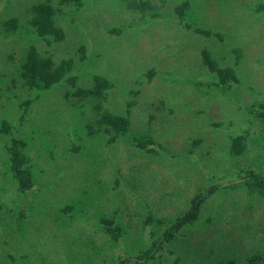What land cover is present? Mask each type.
<instances>
[{
  "label": "rangeland",
  "instance_id": "374dc122",
  "mask_svg": "<svg viewBox=\"0 0 264 264\" xmlns=\"http://www.w3.org/2000/svg\"><path fill=\"white\" fill-rule=\"evenodd\" d=\"M24 1L30 4L36 0ZM167 1L163 13L173 15L174 2ZM241 1L236 0L231 10L234 0L225 4L216 0H190L191 5L201 6L199 14L191 12L186 16L189 30L175 20L161 16L154 21L142 22L139 30L132 34L129 23L135 18L139 21V12L127 9L115 0H94L96 12L78 10L81 15L78 18L84 19L86 27L76 23L75 32L71 34L61 19L60 24L68 33L66 41L63 45L59 42L57 47L53 44L45 54L51 51L52 57L60 60L66 49L75 46L79 49L82 45L85 57L75 60V73L79 79L74 84L68 81L71 86L67 90L72 91L81 84H93L92 76L98 72L111 79L121 91L128 88L126 97L112 88L104 106L110 112L128 117L129 132H120L111 140L106 134L100 138L98 118L92 105L85 104L88 108H83L84 114L77 118L80 114L77 104L74 108L62 100L65 86L34 99L29 112L32 125L27 123V126L24 122L18 126L20 129L15 128L17 132L7 135H1L0 131V144L14 145L8 137L23 139L32 160L38 156L33 163L37 183L29 190L32 195H28L20 192L14 181L9 183L5 178L0 149V198L6 205L20 204L26 213H30L27 225L31 231L25 233H35L34 227L45 233V241H41L44 244L36 243L37 247L31 248L33 236L26 234L22 241L28 243L26 245L20 240L23 234L12 238L13 233L10 235L9 232L3 236L4 241L0 240V258L14 254L18 249L21 255L31 251L29 264H50L53 260L55 264H63L65 260L69 261L65 255L67 249L68 254L77 256L76 262L86 258L82 264H111L109 258L119 250L115 248L118 243L114 247L109 245V235L99 228L96 218L103 213L111 217L110 210L117 206L133 244L140 232L145 231L141 228L144 217H149V221L154 219L150 225L159 227L154 223L156 218L172 219L180 210L188 208L189 200L196 193L205 196L201 216L194 223L184 225L180 235L177 232L179 238L170 243L173 256L184 259L181 264H213L219 260L223 263L231 257L234 264H246L248 254L264 251V195L251 194L245 188L227 192L219 189L213 194L206 192L211 184L236 178L256 162L264 165V143L253 136L258 121H252L250 111L247 112L253 102L264 98L263 92H254L264 90V12L258 8L256 15L248 14L243 11ZM246 1L264 4V0ZM217 2L228 12H224ZM151 3L159 5V0H151ZM234 17H243L247 23L240 26L241 21L233 22ZM233 24L237 26L231 27ZM119 27H122L119 32L111 30ZM196 27L208 29L209 34L193 30ZM1 41L0 46L6 51L13 48L8 41ZM233 47L241 49L239 62H235L237 53L232 51ZM203 48L219 66L234 68L240 78V90L235 86L226 90L227 85L210 84L211 75L215 73L211 74L202 64L200 52ZM97 51L101 58L96 56ZM95 56L98 58L94 59ZM0 58L5 59V56ZM14 59L18 58L14 56ZM150 68L156 72L152 78L146 74ZM7 84L10 89L3 86L4 91L13 96L17 90ZM54 101L58 107L51 113L57 115L60 112L58 117L62 123L58 129L71 141L66 148L52 147L58 156L54 153L49 156L53 160L49 161L42 149L48 143L40 137L48 132L41 117L50 116L48 105ZM100 114L97 115L99 118ZM14 116L18 118V115ZM77 119H81L82 128L92 129L91 137L83 135L86 131L76 125ZM49 129L55 131L53 125ZM243 132L248 135L246 152L231 154V136ZM131 135L146 139V146L139 147ZM59 139L55 136L53 142ZM257 140H260L259 144ZM71 143H79L77 150L72 149ZM58 163L60 165L55 167ZM49 182L50 187L44 188ZM85 190L97 192L93 198H101L104 207L94 206L89 215L77 214L72 222L68 221L65 227H81L78 228L80 237L78 245L64 244L61 231L53 225L60 226L58 218L64 216L62 212L68 213L67 204H75L77 196L84 195ZM28 203L34 210L27 212V206L23 204ZM208 215H214V218L207 219ZM162 226L160 232L164 229ZM96 245L101 246L99 254L86 256L91 246ZM41 259L43 261H39ZM5 260L8 259L1 258L0 264H11Z\"/></svg>",
  "mask_w": 264,
  "mask_h": 264
},
{
  "label": "trees",
  "instance_id": "16d2710c",
  "mask_svg": "<svg viewBox=\"0 0 264 264\" xmlns=\"http://www.w3.org/2000/svg\"><path fill=\"white\" fill-rule=\"evenodd\" d=\"M15 1L16 0H0V44L3 43L1 40H6L10 43V46L13 47L6 51L2 48V46H0V57L3 55L5 56V59L0 58L1 135L17 132L16 129H20L18 126L22 125L24 122L27 126L28 124L32 125L31 120H29V118H31L29 117V112L32 110L30 106L32 105L34 99L49 95L50 91L56 90L59 86L66 87V91L62 95V100L64 99V101L70 106L74 105V108L76 107V104L79 107L78 110L80 111V114L77 115V118L82 117L84 114L83 108H85V110L88 108L85 104L89 106L92 105L96 117L98 118L96 119V124L100 131V138L106 134L109 135L111 140L115 139L120 132L125 133V131H127L126 133H128V117L110 112L104 106V103L112 94V88L119 90L124 97L129 94L128 88L125 92L121 91L117 88L119 86L116 87L111 79L107 78L101 72H98L92 76L93 84L87 85L83 83L84 85H78V87L72 91L67 90L71 86L69 82L74 84V82L79 79L77 73H75V60L85 57L83 46L81 45L79 49L76 46L72 49L69 48V50L66 49L64 51L65 53L62 55L63 58L61 57L60 60L54 59L51 51H49L48 54H45L48 51V48H53V44H56L55 46L57 47L59 42H61V45H63L66 41L68 33L71 34L75 32L76 23L81 27H86L84 19L78 18V16L81 17L79 11L81 9H85L90 12L98 11L96 3H93L94 0H36L30 4L26 1L23 2V0H17V3H15ZM18 1H21L22 4L18 5ZM104 1L106 0H103V2ZM115 1L127 9L139 12V21L135 20V18L130 20L131 23H129V25L132 26V34H135V31L139 30V27L143 25L142 22L154 21L161 16L171 18V20H175L179 26L185 27L186 30H189V22L186 19V16H188L191 12L195 13V15L199 14V8L201 6L191 5L190 0H170L171 3L174 2L172 15L171 13H163V6L166 3H169L167 0H159V5L151 3V0ZM216 1L225 4L229 0ZM218 2V6L222 8L224 12H228V9L223 8ZM252 3L253 2L251 1L243 0L240 4L243 6V11L246 10L248 14L250 13L256 15L259 10L264 12V4L259 5L257 3ZM235 4L236 0H234L233 5L231 6V10ZM159 6H161V11ZM61 19H64L67 27L66 31L68 33L60 24ZM78 19H80V21H78ZM235 20L241 21L239 22L240 26L247 23L243 17H234L233 22ZM236 26L237 25L234 24L231 25L233 28ZM121 29L122 27L116 28V30H111L119 32ZM193 30L209 34V30H206V28L202 29L200 27H196ZM232 51L237 53L235 62H239L241 49L239 47H233ZM200 53L202 57V64L209 69L211 74L215 73L214 75H211L213 80L211 79L210 82L212 83L210 84H218L222 86L227 85L228 87L226 90H231L235 86L238 90H240V78L232 66H219L217 61L210 57V54L205 50V48H203ZM99 55L100 51H97L96 56ZM14 56L18 59H14ZM96 56L94 59L98 58ZM99 57L101 58L102 56ZM85 74L90 75L88 72H85ZM146 74L149 78H152L156 72L150 68L147 70ZM7 83L17 90L13 92V96L4 91L3 86H7L8 89H10ZM127 85L129 86V83ZM254 92H256V94L263 92L264 94V90H255ZM24 93L27 94L24 96ZM71 101H75V103ZM48 106L50 116L41 117V123L44 122L48 133H46L47 135L44 134L40 137L45 139L46 143H48L42 148L45 151L44 156L46 155L47 157L53 156L54 153L56 154L53 148H58L57 146H60V148L64 146L66 148V144L71 141L67 135L60 134L58 129L62 123V120L58 117L60 112H58L57 115H52L51 113L53 108L58 107L57 102L54 101ZM249 111V115H252L251 120L258 121L257 130L254 131L256 129L255 127L253 130V136L256 139L259 137V139H261L264 143V98L253 102L250 105V110L247 108V112ZM99 113H101L100 118L97 116ZM14 114L18 115V118H15ZM50 125H53L55 129L54 132L50 131ZM76 125L79 126L81 130L84 129V127L82 128L81 119L76 120ZM86 129L87 130L84 129L86 132L83 135L91 137L92 135L90 130L92 129ZM7 130L8 132H5ZM79 135H82V133L80 132ZM55 136H59L61 140L59 139L56 140V142H53V138ZM83 137L84 136H82L81 139H83ZM130 137L135 139L141 148H144L148 142L140 136L131 135ZM8 139L11 140L14 145L9 147V144L7 145L4 142L3 144H0V149L3 154L1 157V164L4 166V170L2 172H4V176L8 179L9 183H13V181L16 183L17 189L20 192L32 195L29 190H31V187L37 183L33 163H35V159H37L38 156L34 157V161L32 160L31 156H29L25 150L27 149L25 147V140H17V138L13 137H8ZM247 139L248 135L246 132L231 136L230 145L233 150L231 151V154H241L246 152L245 147L248 144ZM79 143H71L72 149L77 150ZM257 143L259 144L260 140H257ZM81 144L83 145L82 142L80 145ZM38 152L41 155L40 158H42V153L39 149ZM51 160L53 159L50 158L49 161ZM58 165H60V163L54 166L57 167ZM61 169L63 168H60V170ZM242 171L243 172H241L238 177L229 181L221 183L215 182L214 184H211L206 192L208 194H213L217 190L219 191V189L223 192H227L232 189L245 188L251 194L264 195V165L256 162V164H253L251 169H245ZM50 184L51 182H49L48 185L44 184V188H49ZM51 193L53 196L55 195L53 192ZM83 194L84 195L79 194V196H77L78 201L75 204H67V208L69 209L68 213L62 212L64 216H60L58 218L60 226L53 225L56 230L61 231L60 235H63L62 238H64V244L70 242V244L78 245V238L80 237L78 234V228L81 227H65L68 221L72 222L77 214L89 215L90 208L94 206L104 207L101 198H97L98 200L93 198L97 195V192H88L85 190ZM54 199L55 198H53V200ZM70 200H72V198H70ZM204 201L205 196H201L199 193H196L191 200H189L190 204L188 208L180 210V212L172 219L164 217L160 219L156 218L154 223L158 224L159 227H152L150 224L153 223L154 219L149 221V217H144L141 222V228H143V230L145 228V231L140 232L141 235L136 238L133 244H131L132 241L130 242V233L127 230V226L122 223V218L120 216L121 213L118 207L115 206V208L113 207L110 210L109 213H111V217H106L105 213H103L101 216L96 218L98 226L104 233L109 235V245L114 247L117 246L116 243H118V246L115 248H119L118 251L115 250L112 253L109 261H111V264H181L180 262L184 259L173 256L174 250L173 247L170 246V243L171 241H175L179 238L180 229L184 225L194 223L197 218L201 216V205ZM29 203L23 204L27 206V212L34 210L32 205H29ZM62 209L63 208H59V210ZM28 215H30V213H26L24 206L20 204L16 205L14 203L13 205H6L0 198V240L4 241L3 236L10 232V235L13 233L12 238L16 237V234H19L20 237L21 234H23L20 238L21 242L25 238L26 234L28 236H33L34 241L30 242L31 248L32 246L37 247V245H35L36 243L44 244V242H41L45 241V233L42 229L34 227L35 233H25V231H31L27 225ZM11 216L13 217L11 218ZM212 218H214V215L213 217L212 215L207 216V219ZM169 222L172 223L170 224ZM56 223L57 220L55 219V224ZM41 224H43V222ZM61 226L65 228H59ZM148 226L150 227L148 228ZM161 226L164 228L162 229V232H160ZM177 232H179V235ZM119 237H122V240H120ZM22 243L28 245L26 242ZM185 245L183 246L184 248ZM88 247H90V245H88ZM100 247L101 246L98 245L94 247L91 246V251L87 253L86 256L99 254L101 249ZM65 251V255L69 257V261L65 260L63 264H82L81 261L86 259L81 258L79 262H76L77 256L75 254H68L67 249H65ZM186 252L190 255L188 251ZM14 254L19 255L15 256ZM14 254H10L8 256L5 255L1 258H7L8 260L5 261L7 263L11 262V264H26V262L29 264L28 259L30 260L31 251L29 253L25 252L21 255L19 250L15 249ZM178 257L181 256L178 255ZM88 258L89 257H87V259ZM247 258L248 260L246 264H264V251L256 250L253 253L248 254ZM43 259L39 261H43ZM231 260L228 262L223 260V263L221 260L218 262L214 261L213 264H227L229 262L234 264ZM2 261L3 260H1V262ZM55 262L56 261L53 260L50 264H55ZM104 264H107V262Z\"/></svg>",
  "mask_w": 264,
  "mask_h": 264
}]
</instances>
